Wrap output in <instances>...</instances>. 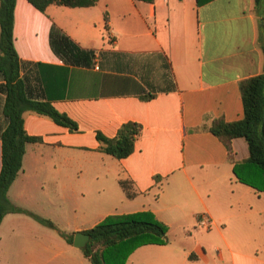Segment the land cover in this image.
<instances>
[{"label":"crops","instance_id":"0c3cea01","mask_svg":"<svg viewBox=\"0 0 264 264\" xmlns=\"http://www.w3.org/2000/svg\"><path fill=\"white\" fill-rule=\"evenodd\" d=\"M53 25L94 51L90 67L56 55ZM14 36L27 97L51 103L78 131L25 113L27 133L42 142L26 145L8 191L13 204L42 216L30 205L51 203L62 215L98 218L92 227L109 215L152 212L168 225L169 242L138 248L126 264H264V193L234 174L248 143L233 139L231 158L211 132L218 120L244 117L241 83L264 72V2L99 0L41 12L17 0ZM5 98L0 91V172ZM128 122L143 128L133 154L100 152L97 133L113 138ZM174 230L185 232L181 241ZM0 264L92 263L56 230L13 213L0 226Z\"/></svg>","mask_w":264,"mask_h":264},{"label":"trees","instance_id":"16d2710c","mask_svg":"<svg viewBox=\"0 0 264 264\" xmlns=\"http://www.w3.org/2000/svg\"><path fill=\"white\" fill-rule=\"evenodd\" d=\"M17 0H0V75L5 84L0 91L6 95L3 113L7 124L1 133L2 169L0 172V226L8 214H25L42 225L56 230L69 244L74 243V235L60 230L53 221L13 204L8 191L23 167L26 145L42 142V138L31 136L25 129V113L32 112L51 119L56 124L78 131L77 123L66 113L58 111L49 102H38L26 95L24 81L20 77L21 61L15 47L14 13ZM36 9L45 12L50 5L70 8L92 7L99 0H27ZM152 2L153 0H142ZM264 0H255L260 6ZM50 43L53 51L70 65L90 67L95 53L75 43L56 25L52 26ZM264 50V46H263ZM244 117L236 122L218 120L211 132L226 145L232 158V140L244 138L248 143L250 156L234 167L236 178L256 191L264 193V72L241 83ZM149 93L144 99L154 98ZM142 125L135 122L123 124L115 137L109 138L97 133L99 151L121 160L135 151ZM122 186L129 193L126 183ZM169 227L152 212L109 215L100 223L84 231L89 235L82 248L85 257L92 264H126L129 257L145 245L168 244Z\"/></svg>","mask_w":264,"mask_h":264},{"label":"rangeland","instance_id":"374dc122","mask_svg":"<svg viewBox=\"0 0 264 264\" xmlns=\"http://www.w3.org/2000/svg\"><path fill=\"white\" fill-rule=\"evenodd\" d=\"M56 203L59 204L58 201H56ZM30 206H32L36 211L43 212L41 213L43 214V218L53 221L57 227L59 225L64 232L73 234L74 237L78 232H80L77 228H91L99 220L98 218H93L91 215H74L72 212H70L69 215H62L60 213V210L57 207L53 206L51 203H49V205L42 204L41 207V205H39L37 202H33ZM187 234L188 232H186V235ZM170 236L172 240L181 241L183 236H185V232L180 230H174L170 233ZM222 249L225 250L223 244Z\"/></svg>","mask_w":264,"mask_h":264},{"label":"water","instance_id":"95a60500","mask_svg":"<svg viewBox=\"0 0 264 264\" xmlns=\"http://www.w3.org/2000/svg\"><path fill=\"white\" fill-rule=\"evenodd\" d=\"M89 240V235L84 232H78L74 237V246L83 248Z\"/></svg>","mask_w":264,"mask_h":264},{"label":"built area","instance_id":"2783aa9c","mask_svg":"<svg viewBox=\"0 0 264 264\" xmlns=\"http://www.w3.org/2000/svg\"><path fill=\"white\" fill-rule=\"evenodd\" d=\"M199 226L201 228H204L206 230H209L211 228V221L208 218H202L199 221Z\"/></svg>","mask_w":264,"mask_h":264}]
</instances>
